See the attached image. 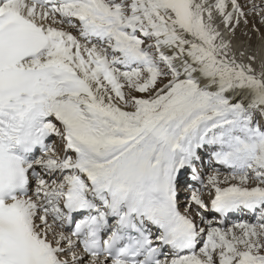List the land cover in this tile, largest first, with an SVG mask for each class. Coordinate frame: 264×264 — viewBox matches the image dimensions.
Wrapping results in <instances>:
<instances>
[{"label": "snow or ice", "instance_id": "6c2138e0", "mask_svg": "<svg viewBox=\"0 0 264 264\" xmlns=\"http://www.w3.org/2000/svg\"><path fill=\"white\" fill-rule=\"evenodd\" d=\"M255 13L0 0V264H264Z\"/></svg>", "mask_w": 264, "mask_h": 264}, {"label": "rangeland", "instance_id": "374dc122", "mask_svg": "<svg viewBox=\"0 0 264 264\" xmlns=\"http://www.w3.org/2000/svg\"><path fill=\"white\" fill-rule=\"evenodd\" d=\"M241 2L244 3L246 6L250 7V3L252 2V0H241ZM254 2L257 5H261L262 3H264V0H254ZM246 10H247V8H246ZM249 20L251 22L247 26V29H245L244 26L241 25V31L248 30L249 36L251 37V39L249 40L247 37H243L242 39L245 41L251 42L252 45H256L258 42L257 40L259 38H261L262 35H264V23L261 22L259 13H255V14L250 15ZM253 25H255V27L259 28L260 32L251 31ZM237 35L239 36L240 32H238Z\"/></svg>", "mask_w": 264, "mask_h": 264}, {"label": "bare ground", "instance_id": "6f19581e", "mask_svg": "<svg viewBox=\"0 0 264 264\" xmlns=\"http://www.w3.org/2000/svg\"><path fill=\"white\" fill-rule=\"evenodd\" d=\"M257 41L258 42H257L256 45H252V43L251 42H248V41H245V42H246V44H251L253 50H256L261 55H264V40H262L261 38H259Z\"/></svg>", "mask_w": 264, "mask_h": 264}]
</instances>
